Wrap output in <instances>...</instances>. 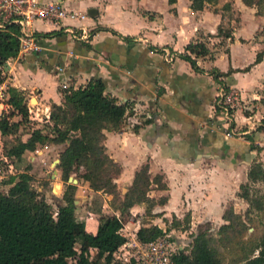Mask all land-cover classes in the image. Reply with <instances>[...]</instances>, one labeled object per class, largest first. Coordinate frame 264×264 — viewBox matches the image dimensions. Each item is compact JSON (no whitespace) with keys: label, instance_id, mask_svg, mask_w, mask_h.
I'll list each match as a JSON object with an SVG mask.
<instances>
[{"label":"crops","instance_id":"1","mask_svg":"<svg viewBox=\"0 0 264 264\" xmlns=\"http://www.w3.org/2000/svg\"><path fill=\"white\" fill-rule=\"evenodd\" d=\"M159 1L162 8L156 5ZM225 2L210 8L203 3L192 7L191 0H62L66 15L59 24L41 19L30 24L33 33H60L38 36L40 50L22 56L17 53L3 66L0 113L10 108L5 100L8 87L14 86L23 91L28 111L37 110L35 116H29L39 119L40 112L61 102L58 84L62 78L77 87L99 75L106 83V93L117 102L127 101L119 129L105 130L103 140L106 152L120 165L114 178L116 187L133 180L135 171L145 163L150 174L162 176L163 186L152 181L154 185L146 192L150 202H133L126 210L132 215L125 219L117 215L126 241L113 257L120 259L121 254L130 253L131 244L143 243L136 235L138 227L156 224L153 219L143 223L139 218L146 210L163 216L162 221L169 215L177 220L187 215L189 221L222 217L228 191L238 177L248 180L247 166L257 152L264 154L260 148L264 147V126L254 128L258 121L264 125V56L255 61L256 52L264 46V37L257 36L262 14L242 0H230L232 7ZM229 11L236 17L226 16ZM41 22L49 26L38 27ZM62 25L83 28L89 37L73 38ZM220 26L230 35L218 34ZM197 42L208 48L207 54L188 49V44ZM163 48L172 54L170 59L159 52ZM181 54H189L195 66ZM214 71L224 74L216 79ZM221 81L237 92L232 124L242 128L238 132L242 135L235 138L216 129L215 120L221 119L212 105ZM33 96L35 103L30 102ZM143 109L146 113L138 115ZM45 116L49 119V114ZM55 170L56 176L59 168ZM82 187L84 191L76 188L75 205L81 192L90 194L84 193L85 221L78 222L95 232L98 217L107 216L106 206H111L106 201L109 193L94 190L88 182ZM96 194L101 196L94 197ZM103 196L106 202L100 200L97 209L90 208L95 198ZM127 223L135 224L132 237L123 231Z\"/></svg>","mask_w":264,"mask_h":264},{"label":"trees","instance_id":"2","mask_svg":"<svg viewBox=\"0 0 264 264\" xmlns=\"http://www.w3.org/2000/svg\"><path fill=\"white\" fill-rule=\"evenodd\" d=\"M175 1L168 0L169 3ZM214 1L191 0V4L194 7L196 4ZM242 1L255 5L257 13H262L264 0ZM51 33L58 34L60 31L36 32L33 35L38 38ZM219 33L230 35V31H224L221 26L218 28ZM18 35L19 28L14 24L0 29V77L6 60L17 54ZM188 49L199 55L208 52V48L201 42L188 44ZM181 56L195 66V60L189 54ZM263 56L264 46L256 52L255 61L261 60ZM222 74L224 73L214 71V78L218 79V75ZM105 89L106 83L99 75L90 77L84 85L61 88L62 100L60 103H52L48 119L52 122L51 128L54 127L56 135L44 131L46 122L32 127L23 139L18 130L29 121L27 101L22 90L14 86L8 87L7 102L12 109L0 115L3 154L13 162L20 160L24 153L35 150L38 144L65 143L59 152L56 166L66 185L62 195L64 202L57 204L54 213L44 194L33 187L34 175L31 172L25 170L11 176L12 184L8 191H0V264H132L115 259L112 255L126 241V236L121 232L123 224L120 218L117 215H101L98 217L96 231L86 230L83 222H78L75 216L77 185L67 181L76 167L82 164L84 171L80 176L91 188L115 196V176L110 172L106 176V172L114 167L113 173L118 174L120 165L106 152L103 140L105 130L119 129L128 103L117 102ZM14 115L20 117L10 119ZM71 132H78V135L72 137ZM148 176V163L142 164L135 171L129 189L131 192L127 195L131 200L126 202L123 199L121 208L131 205L133 200H149L146 196V184L150 180ZM247 178L250 181L264 180V166L259 161L254 162L247 172ZM158 185L163 186V183ZM244 186L245 184L240 185L243 191H238L237 194L251 203L253 199ZM99 204V199H95L90 208L95 210ZM240 216L232 205L226 206L222 215L230 223L237 222ZM186 220L189 221L188 217ZM174 221L180 223L181 220L174 218ZM76 226L80 228L76 230ZM228 226L229 223H225L221 227L225 229ZM171 227L179 228L180 225L173 224ZM163 233L165 230L157 224L141 225L136 230L137 238L142 242L154 240ZM88 246H95L97 254L109 256V260L101 262L94 259L89 254ZM251 250L257 252L243 256L232 264H264V232ZM168 264H222V259L206 231H198L189 247H181L171 254Z\"/></svg>","mask_w":264,"mask_h":264},{"label":"rangeland","instance_id":"3","mask_svg":"<svg viewBox=\"0 0 264 264\" xmlns=\"http://www.w3.org/2000/svg\"><path fill=\"white\" fill-rule=\"evenodd\" d=\"M225 0H215L214 2H209L210 4L208 5V2L203 3V5H207L210 8L213 7L215 4L222 5ZM229 1V2H228ZM207 3V4H206ZM231 5L230 0H227V2ZM159 8L163 7V3L161 1L157 2L156 4ZM217 8V5H215ZM219 7V6H218ZM232 7V5H231ZM262 18H261V26L257 30V36L262 35L264 37V3L262 5ZM228 17H236L235 14L229 11V14H225ZM38 27H48L49 23H37ZM78 29V28H77ZM81 29H78L77 35L78 39H88L87 37H81ZM206 36V35H205ZM159 50V49H158ZM159 52H162L164 56H166L165 52L161 49ZM172 56V54H171ZM171 56H167L168 59L171 58ZM65 83L66 87L68 85L73 86L69 84L70 82L65 80V78L62 80L59 79V88H65L62 86V84ZM2 100V98H0ZM7 102V99L5 100ZM30 102L35 103V97H30ZM52 105V104H51ZM10 108L7 109V111L12 109V106H9ZM50 109L45 111V112H40L39 119H33L29 116V121L26 122L25 126H21L18 130V134L22 138H26L28 135L29 130L32 127H37L41 126L43 123L47 125L43 128L44 131L49 132L53 135H56V131L54 130V127L51 128L52 122L50 120H43V119H48V115L50 113ZM214 110V108H212ZM37 111L36 109H34ZM145 109H143V112H139L138 115H143ZM7 111H2L0 115H2L4 112ZM35 111H28L30 115L35 116ZM233 112V110H232ZM231 112V113H232ZM38 115V114H37ZM20 116L19 115H14L10 119H18ZM42 117H44L42 119ZM232 114H231V119L228 120H215L216 124V129L221 131L222 134L226 135L227 137H238L241 136L242 134L238 133L242 128H234L232 124ZM216 118V117H215ZM264 121V120H263ZM261 121H258V124L256 123L254 125L255 130H260L264 125H261ZM131 128V127H129ZM1 131V130H0ZM72 137L77 136L78 132H71ZM64 145V144H63ZM62 146H57V144H54L52 142H48L47 146L46 144H38L36 147L35 152H26L22 155L20 160L17 161H11L9 158H7L6 155L3 154L2 147H1V141H0V191L1 192H7L8 188L12 184L11 182V176L16 174L21 171H29L34 175V179L32 181L33 187L36 189L40 190L44 196L45 200L51 205L52 211L55 213V210L57 209V204L58 203H63L64 201L62 200V195L63 191L66 185V182L61 178L60 171L58 170L57 166L54 164H57V161L54 162L55 159H57V155L59 152V149H62ZM258 145V144H257ZM264 148V147H260ZM258 148V151L261 150ZM39 150V152H38ZM42 150V151H40ZM34 156V157H33ZM223 160V159H222ZM225 161H227L225 159ZM259 161L263 166H264V154H259L257 152L256 156L254 157L253 161L250 162V165L247 166L246 173L250 169V166L256 162ZM13 163L14 165L12 166L11 164ZM10 164V165H9ZM57 169V175L56 176H51L53 173L54 169ZM31 169V170H30ZM115 168L109 169L107 171L106 176H109V172L112 173L113 176H117V173H113V170ZM84 171V166L81 164L76 167L75 172L71 173L70 175L73 176V178H76V181H68L75 183L77 185V189L80 188L82 191H84V188L82 185L86 184L87 181L82 179L80 176L81 172ZM159 175V176H158ZM149 184H146L147 189H150L152 184V181L156 183H161V175L160 174H150L149 173ZM133 179V178H132ZM245 181V182H244ZM244 182V183H243ZM132 180L128 182V180H124L123 182H120V184L116 187V190L114 192V197L113 194L109 193L110 199L107 198V203H109L111 206H106V215H110L112 213H117L115 215H119L121 218L124 217H129V213L131 212H126L128 206L124 205L122 208L120 207L121 204L123 203L122 200L129 201L131 200L127 195L131 192L129 189L131 187ZM241 184H245L244 188L246 187L248 190L249 196L253 199L251 203H249L247 200H245L243 197L239 196L237 197L235 195L236 192L243 191L242 187H240ZM61 186V187H59ZM54 187V188H53ZM144 187V186H142ZM146 189V192H148ZM225 197V207L228 205H232L234 210L238 213H240V218L237 220V222L230 223L227 220L223 219L222 217L217 216L215 219H209L206 221H188L186 220L187 215L184 213L186 210H184L183 214V219L180 221V223H176L174 221V218L172 216H165L166 221H162V217L160 214L157 216H153V213L149 212L146 210V212L139 213L138 216L142 220L143 223L149 222L151 219H153L154 222H156L157 225H161L162 227H165V233L160 235L159 237H164L167 243V251L170 253H173L177 251L181 247H189L194 235L198 231H206L210 242L212 245H214L218 252L219 255L222 259V264H232L235 260L243 257V256H248L253 253H256L257 250H251L252 246L255 244L257 239L260 237V235L264 232V180L262 179H257L255 181H250L246 180V177H238L235 184L233 185V188H231ZM77 193V191H76ZM90 194L88 192H81V195L77 196L78 199H80L79 202L75 205V214L77 217V220L85 219L86 216V208H85V203L86 199L85 194ZM151 193V191H150ZM111 194V196H110ZM237 194V193H236ZM101 194H96L94 197L98 196ZM39 197V196H38ZM106 197V196H105ZM104 196L95 199H99V201L103 200ZM134 199V198H133ZM161 198L159 197L158 200ZM103 200V202H106ZM134 200L132 201V203ZM147 202H150V199L147 200ZM149 204H152L149 203ZM116 211V212H114ZM143 211V210H142ZM104 215V214H103ZM132 215V213H131ZM172 218V219H171ZM96 219V216H95ZM85 221V220H84ZM152 222V223H154ZM166 222V223H165ZM225 223H229L230 226L226 227L225 229H222V225ZM177 224L180 225L179 228H174L171 227V225ZM84 225V223H83ZM134 223H127V228L126 230H123L124 232L128 233L130 237H132V232L134 230ZM170 227V228H169ZM80 227L76 226L75 229L78 230ZM79 247V245L77 244ZM88 246V251L89 254L94 257L96 260H100L103 262L105 259L109 260V256L102 255L101 253H98L95 249H91ZM130 249V254H121L123 262L126 263H132V264H144V258H142V253L141 250H143L142 245L139 244H131L129 246ZM120 253L122 250H119ZM136 254L139 258L137 259V256H134ZM117 257L119 256H114L115 259H118ZM119 259V260H120Z\"/></svg>","mask_w":264,"mask_h":264},{"label":"built area","instance_id":"4","mask_svg":"<svg viewBox=\"0 0 264 264\" xmlns=\"http://www.w3.org/2000/svg\"><path fill=\"white\" fill-rule=\"evenodd\" d=\"M66 15V9L62 4V0H0V29H5L9 25L14 24L19 28V47L18 55H24L35 52L41 49L36 36L33 35L30 24L37 19L48 20L54 24H59V21ZM64 32L69 33L73 38H79L77 35L78 29L70 25H62ZM81 37H87L83 28H81ZM166 57L171 56L167 48L162 49ZM66 87V84H62ZM4 89L0 85V93ZM237 92L224 82H219L217 92L215 94L212 107L218 109L217 117L221 120L231 119V112L235 106ZM143 250H141L144 264H168L172 253L167 251V243L164 237H157L154 240L143 242ZM91 249H98L95 246ZM126 254H130L127 252ZM134 256H137L134 254ZM139 257L137 256V259Z\"/></svg>","mask_w":264,"mask_h":264},{"label":"water","instance_id":"5","mask_svg":"<svg viewBox=\"0 0 264 264\" xmlns=\"http://www.w3.org/2000/svg\"><path fill=\"white\" fill-rule=\"evenodd\" d=\"M56 161H58V159H57ZM55 173H56V170L54 169V171H53V173H52L51 176H52V177L55 176ZM68 181H76V178H73V176L70 175V176L68 177Z\"/></svg>","mask_w":264,"mask_h":264},{"label":"bare ground","instance_id":"6","mask_svg":"<svg viewBox=\"0 0 264 264\" xmlns=\"http://www.w3.org/2000/svg\"><path fill=\"white\" fill-rule=\"evenodd\" d=\"M59 187H61V186H59ZM54 188V187H53Z\"/></svg>","mask_w":264,"mask_h":264}]
</instances>
